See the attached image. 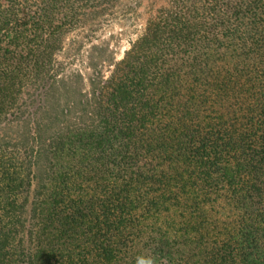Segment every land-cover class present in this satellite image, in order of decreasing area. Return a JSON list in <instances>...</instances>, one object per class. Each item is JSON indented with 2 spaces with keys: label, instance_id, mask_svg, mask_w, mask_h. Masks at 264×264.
I'll return each mask as SVG.
<instances>
[{
  "label": "trees",
  "instance_id": "trees-1",
  "mask_svg": "<svg viewBox=\"0 0 264 264\" xmlns=\"http://www.w3.org/2000/svg\"><path fill=\"white\" fill-rule=\"evenodd\" d=\"M81 1L0 0V264H264V0H171L88 78Z\"/></svg>",
  "mask_w": 264,
  "mask_h": 264
},
{
  "label": "rangeland",
  "instance_id": "rangeland-1",
  "mask_svg": "<svg viewBox=\"0 0 264 264\" xmlns=\"http://www.w3.org/2000/svg\"><path fill=\"white\" fill-rule=\"evenodd\" d=\"M6 1V0H4ZM27 1L35 8L43 0ZM171 0H83L76 6L81 9V27L66 37L61 61L68 72H80L88 78L91 67L108 76L115 61L123 59L131 44L145 32L149 19ZM61 17V16H60ZM59 17V18H60Z\"/></svg>",
  "mask_w": 264,
  "mask_h": 264
}]
</instances>
